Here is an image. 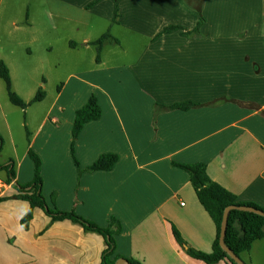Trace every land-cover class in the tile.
<instances>
[{"label":"crops","instance_id":"crops-1","mask_svg":"<svg viewBox=\"0 0 264 264\" xmlns=\"http://www.w3.org/2000/svg\"><path fill=\"white\" fill-rule=\"evenodd\" d=\"M115 5L119 18L112 22ZM5 8L0 60L15 91L28 102L42 88L44 100L48 80L61 83L29 132L26 151L14 155V180L32 179L31 146L41 157L42 190L50 204L73 208L101 226L111 216L119 219L115 253L142 264H208L185 249L210 251L215 223L188 174L172 161H202L211 179L238 200L264 207V0H0V17ZM200 14L199 35L183 34ZM169 25L180 28L163 31ZM103 28L145 40L118 48L112 46L120 45L116 35L118 41H106L99 60L94 54L84 69L82 53L95 46L91 42ZM130 52L133 60L118 62ZM75 81L83 85L73 86ZM92 92L101 116L84 124L75 155L81 167L103 152L119 159L110 170L78 174L71 128L75 110ZM185 100L201 104L161 107ZM5 179L0 177V199L16 193ZM27 208L25 200L0 201V264L100 262L106 246L100 233L68 219L50 222L40 208L24 228L20 218ZM241 258L264 264V237Z\"/></svg>","mask_w":264,"mask_h":264},{"label":"trees","instance_id":"trees-1","mask_svg":"<svg viewBox=\"0 0 264 264\" xmlns=\"http://www.w3.org/2000/svg\"><path fill=\"white\" fill-rule=\"evenodd\" d=\"M198 9H201V4L198 6ZM118 16L119 9L118 6L115 5L112 22H117ZM203 19V16L200 14V19L197 25L191 30H183L182 33L190 36L199 35L200 26L203 22ZM176 28H180V26L169 25L166 26L163 31L174 30ZM108 40L116 42L118 41L117 38L111 35L109 30H106L91 42L96 46L97 61L99 60V55L103 44ZM0 77L4 80L9 100L15 105H20L22 107L26 106L27 102H25L24 99L12 89L11 76L7 65L3 61H0ZM59 88L60 85L57 86V89ZM44 97L45 91L42 88H39L30 101H38L43 99ZM239 103L247 104L250 106L255 105L252 102L244 103L242 101H239ZM199 104L201 103H197L191 100H185L176 102L171 105H162L161 107L165 109H188ZM101 112V106L98 102L96 94L93 92L88 96L85 103L75 110L69 147L70 156L77 168L78 174H81L82 172H92L95 170H110L119 159V155L116 152H103L92 163L85 167H81L75 155V141L79 132L86 122L98 119L101 116ZM3 144L4 141L2 136L0 135V150L3 147ZM27 153L33 161L34 165L33 178L28 182H22V184H20L17 180H14L15 171L12 159H10L9 162L3 165H0V169L6 171L5 181L7 183L12 182L13 187L17 189V194L15 196L25 200L28 203L26 212L20 218L22 227H28L29 221L33 216V209L40 208L46 215L50 216L52 220L56 221L68 219L73 222L79 223L86 230L100 233L104 237L106 246L102 251L101 260L98 264H115L117 259L124 257L121 254L115 253V236L122 230L121 222L119 221V219L111 216L108 220L107 225L101 226L95 221L77 213L73 208L70 210H64L54 205L55 209H51L42 190L43 176L41 172V157L31 146L28 147ZM172 165L183 169L188 174L189 181L195 190L198 201L209 213L216 226V236L213 240L212 248L210 251L196 250L188 246L185 249L186 252L190 256L201 259L208 264H213L220 260H227L230 264H238L219 244L222 213L226 206L232 204H245L253 206L257 209H261L263 211L264 207L252 201L238 200L235 193L211 179L207 172L206 164L202 161L187 163L173 160ZM172 232L180 245L185 246L183 238L174 225H172ZM262 237H264V215L241 209H230L228 211L226 229L224 234V243L233 253L241 257V254L243 252L248 251L251 248L253 241ZM127 259L132 264H142L140 261L134 258L130 257Z\"/></svg>","mask_w":264,"mask_h":264},{"label":"rangeland","instance_id":"rangeland-1","mask_svg":"<svg viewBox=\"0 0 264 264\" xmlns=\"http://www.w3.org/2000/svg\"><path fill=\"white\" fill-rule=\"evenodd\" d=\"M6 15H7V9L5 8V10L3 12V16L0 17V28H2V26H3V23L5 21L4 16H6ZM118 18H119V16H118ZM103 29H104L103 32H105L106 30H109L110 33L112 34V36L115 37L117 35V37L120 38L121 42H120L119 46L118 45H112V46H116L118 48H121V47H126V48L127 47H139L141 45V43H143V41L145 40V38H141L139 36L129 34L127 32H119V31L113 32L107 28H103ZM112 42H115V41H112ZM116 47H114V48H116ZM8 49H10V48H8ZM35 49H36L35 46H32V50L35 51ZM96 52L97 51L95 49V46H92L91 49L88 51H83L82 55H83L85 60L82 62L81 65L84 69L87 68V63H88L87 60L90 57H92L94 54L96 56ZM130 53H131V56L120 54V56L118 57L119 59L117 58L118 62H129V61L133 60L135 57V54H133L132 52H130ZM110 56H113V58H115V55L111 54ZM0 61H2V60H0ZM45 75L47 77V73H45ZM40 80L42 81L44 79L41 78ZM75 82H76V84H74L73 86L83 85L82 83H80L78 81H75ZM58 85L61 86V83L55 82V81L51 83V81L48 80V83H47V88L49 89L48 96L44 100L41 99L38 101H28L26 107L24 108L20 105L13 104L9 100L4 80L0 77V135L2 136L3 141H4L3 147L0 150V165H3L5 163L9 162V160L12 159L13 164H14V171L15 172L17 171L18 166H17V162L15 160L16 158L14 155L16 154V155H18V157H21L22 153L24 151H26L27 142L30 139L29 138L30 137L29 132H31L32 130L34 131L35 127L37 126V124L39 123V121L41 119V116H42L41 114L43 112H45L46 108H48L50 106V103L55 98ZM14 87H15V84H14ZM14 87L12 84V89L15 91ZM80 89H82V87H77L76 91L78 92V90H80ZM32 98H31V100H32ZM67 99H68V95L66 92L64 99H63V102L64 101L67 102ZM70 101H71V99L69 100V102ZM63 105L66 106V103H63ZM10 137L12 138V140H10ZM14 147L16 149V152L13 151ZM5 175H6V171L3 169H0V177L3 178ZM18 183L22 184L21 181H18ZM14 189L16 190L15 194L10 195L8 193L5 196H3L0 199V201H7V200L15 199V198L23 200V199L15 196L17 194V189L15 187H14ZM51 200L52 201L54 200L52 196H51ZM47 203L51 209H55L53 203L50 204L48 201H47ZM47 217L49 218L50 222L55 221V220H52L50 216L47 215ZM259 252L263 256V247H261L259 249ZM241 257H242V254H241Z\"/></svg>","mask_w":264,"mask_h":264},{"label":"water","instance_id":"water-1","mask_svg":"<svg viewBox=\"0 0 264 264\" xmlns=\"http://www.w3.org/2000/svg\"><path fill=\"white\" fill-rule=\"evenodd\" d=\"M230 209L248 210V211L259 213L261 215H264V211L261 209H257L253 206L245 205V204H232V205L226 206L222 213V220H221L220 234H219V244L228 253V255L232 259H234L238 264H246L240 256L233 253L224 243V234H225V229H226L227 214ZM115 264H132V263L129 262L127 258L121 257L116 260Z\"/></svg>","mask_w":264,"mask_h":264}]
</instances>
